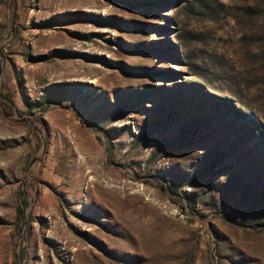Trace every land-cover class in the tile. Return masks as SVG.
<instances>
[{"label":"rangeland","instance_id":"rangeland-1","mask_svg":"<svg viewBox=\"0 0 264 264\" xmlns=\"http://www.w3.org/2000/svg\"><path fill=\"white\" fill-rule=\"evenodd\" d=\"M131 1L0 0V264H264V0Z\"/></svg>","mask_w":264,"mask_h":264},{"label":"trees","instance_id":"trees-1","mask_svg":"<svg viewBox=\"0 0 264 264\" xmlns=\"http://www.w3.org/2000/svg\"><path fill=\"white\" fill-rule=\"evenodd\" d=\"M120 3L127 5V6H131V7H135L136 3L135 1H131V0H118ZM220 6H224L223 3L220 2ZM149 75L151 74H156L157 72H154L153 70H149L148 71ZM193 87V86H190ZM207 97V96H206ZM207 100L211 103L209 104L211 107L213 105V103L217 104V103H222L221 105L223 106L225 113L227 115V120H225L226 123L229 122H233L234 124H236L238 126V131L240 133V137L242 136V140L246 141L247 140V136L246 133L249 132L250 133V144L249 146L252 147V149H257L258 146H260V144L263 145L264 148V137L262 134H257V127L255 126V124L253 123L252 120V116L251 115H246L245 113H243L242 111L238 110L234 105H232V103H229L226 99L225 100H221L218 99V101H216L217 99L214 97H208ZM206 101V100H205ZM37 107L35 105H32L31 107H29V113L32 114L36 111ZM211 108L207 107L205 109V113H210ZM235 131V130H234ZM239 138V137H238ZM257 147V148H256ZM264 151V149H263ZM258 154H262V152ZM188 187L187 183H182L179 184V186H174L171 185L169 183H163L161 185L162 189H167L172 195H177V196H182V198L185 199V204H181V207L187 208L191 214H202L201 211H199L198 209H196L195 204L193 202L192 199L188 198L186 196V192L183 190L184 188ZM180 191V192H179ZM18 213L22 214V209L19 207L18 208ZM259 222H262L264 224V214H259V216L257 217Z\"/></svg>","mask_w":264,"mask_h":264},{"label":"water","instance_id":"water-1","mask_svg":"<svg viewBox=\"0 0 264 264\" xmlns=\"http://www.w3.org/2000/svg\"><path fill=\"white\" fill-rule=\"evenodd\" d=\"M0 74H1V69H0Z\"/></svg>","mask_w":264,"mask_h":264}]
</instances>
